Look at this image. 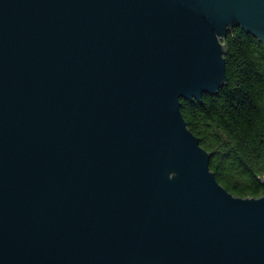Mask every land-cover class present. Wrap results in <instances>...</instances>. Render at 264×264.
Returning a JSON list of instances; mask_svg holds the SVG:
<instances>
[{"label":"water","instance_id":"95a60500","mask_svg":"<svg viewBox=\"0 0 264 264\" xmlns=\"http://www.w3.org/2000/svg\"><path fill=\"white\" fill-rule=\"evenodd\" d=\"M235 27L264 0H0V264H264V177L229 192L180 111Z\"/></svg>","mask_w":264,"mask_h":264},{"label":"trees","instance_id":"16d2710c","mask_svg":"<svg viewBox=\"0 0 264 264\" xmlns=\"http://www.w3.org/2000/svg\"><path fill=\"white\" fill-rule=\"evenodd\" d=\"M223 45L226 83L201 101L181 99L180 111L210 152L216 180L234 195L256 197L264 177V45L239 27Z\"/></svg>","mask_w":264,"mask_h":264}]
</instances>
